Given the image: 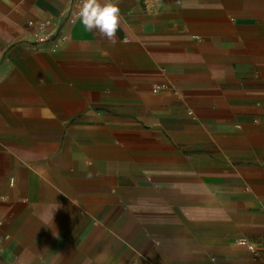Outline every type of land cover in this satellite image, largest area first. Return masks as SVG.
<instances>
[{
	"label": "crops",
	"instance_id": "0c3cea01",
	"mask_svg": "<svg viewBox=\"0 0 264 264\" xmlns=\"http://www.w3.org/2000/svg\"><path fill=\"white\" fill-rule=\"evenodd\" d=\"M112 2L0 0V264H264V0Z\"/></svg>",
	"mask_w": 264,
	"mask_h": 264
},
{
	"label": "clouds",
	"instance_id": "9594fccd",
	"mask_svg": "<svg viewBox=\"0 0 264 264\" xmlns=\"http://www.w3.org/2000/svg\"><path fill=\"white\" fill-rule=\"evenodd\" d=\"M74 15L88 32L96 33L112 45L117 43L116 33L121 23V14L119 7L112 0H106L103 4L100 0H81V5ZM237 244L246 245L248 242L239 240ZM248 246L251 250V245Z\"/></svg>",
	"mask_w": 264,
	"mask_h": 264
}]
</instances>
